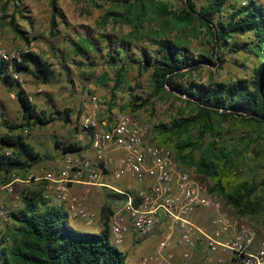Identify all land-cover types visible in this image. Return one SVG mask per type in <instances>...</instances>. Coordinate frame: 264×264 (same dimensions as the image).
Listing matches in <instances>:
<instances>
[{"label":"trees","instance_id":"trees-1","mask_svg":"<svg viewBox=\"0 0 264 264\" xmlns=\"http://www.w3.org/2000/svg\"><path fill=\"white\" fill-rule=\"evenodd\" d=\"M114 1L107 16L132 27L129 39L144 38L147 24L154 19L175 27L199 25L211 39L213 54L194 57L164 31L155 32L149 41L157 51L143 52L140 63L143 68L152 69L153 92L146 99L134 96L138 104L131 112H138L152 97L164 93L185 98L190 111L182 112L169 124L155 126V144L171 148L183 167L194 168L203 179L210 180L212 190L235 216H260L264 211V179L246 177V166L250 165L251 146L264 132V4L260 0H176L181 6L175 10L170 9L171 0ZM51 5L52 33L56 36L60 34L56 31V17L61 13L57 0H51ZM12 25L26 39L14 22ZM246 36L249 37L240 40ZM75 45L79 52L85 50L81 43ZM223 51L248 54L254 60L251 77L216 83L187 79L201 68L199 65L221 60L218 55ZM114 52L112 49L108 56L117 62ZM13 68L16 73L31 75L38 85H49L56 78L54 65L32 50L22 51ZM126 74L124 63L116 71L113 98L125 83ZM0 78L14 92L23 113L20 123L11 122L3 113L0 121L7 130L0 136V178L1 185L7 186L17 172H28L43 159L24 133L33 126H48L58 118L38 112L26 90L13 79L8 64L1 60ZM63 121L69 124L70 118L64 117ZM57 145L64 154L86 150L72 142ZM116 196L125 201L124 195H111ZM112 215L110 206L103 207V230L83 232L69 223L66 210L48 205L43 189L30 190L23 194L21 206L9 213L10 223L5 231L0 227V264H129L124 252L111 242Z\"/></svg>","mask_w":264,"mask_h":264},{"label":"rangeland","instance_id":"rangeland-1","mask_svg":"<svg viewBox=\"0 0 264 264\" xmlns=\"http://www.w3.org/2000/svg\"><path fill=\"white\" fill-rule=\"evenodd\" d=\"M57 4L61 15L56 17V31L60 34L54 36L51 0H0L1 47L10 53L27 50L39 53L54 65L56 71V78L49 85H38L29 74H20L19 79L13 77L29 94L38 112H45L48 117L53 114L58 118L48 126H33L24 133L27 141L43 159L28 172H17L14 179L27 180L31 174L42 175L45 169L52 172L60 170L68 154L65 155L57 143L61 141L79 143L78 139H81L79 136L84 134L87 136L83 123L95 108L99 111V121L113 123L116 118L124 114L136 117L145 129L148 141L154 144L155 126L162 123L169 124L182 112L190 111L185 98L164 93L152 97L148 105L138 112H131L138 104L134 96L146 99L153 92L152 69H145L140 63L143 60V52L154 54L157 51L156 45L149 41V38L156 34L155 32L164 31L168 38L187 47L194 57L200 54H213L211 39L205 36L201 32V27L196 24L175 27L154 19L147 24V35L144 38L129 39L128 36L133 31L132 27L107 16V10L115 4L114 0H57ZM169 6L170 9L176 10L181 6V2L171 0ZM13 22L26 39L16 33ZM153 32L154 34H150ZM248 37H241L240 40ZM77 43H81L84 47L83 52L77 50L75 45ZM112 49L117 56V62L111 61L108 56ZM116 51L120 54L117 55ZM218 57L223 61L214 59L215 64L199 65L201 68L189 74L187 79L199 83H216L251 77L254 60L248 54L223 51ZM133 61L137 62L133 63ZM260 61L262 62L263 59ZM124 63L127 64L126 80L113 98L116 71ZM11 92L2 84L0 78V121L3 113L11 122L20 123L23 121L22 109ZM1 102L5 104L2 105ZM64 117L70 118L69 124L63 121ZM6 131L0 126V136ZM0 152H2L1 147ZM248 157H250V165L246 166V177L261 181L264 179V132L261 138H256L254 141ZM196 175L198 179H203V176L197 173ZM104 176H108L110 181L114 180L110 173ZM46 185L45 181L26 183L17 181L12 184L13 192H9L6 186L1 185L0 178V227L3 231L10 223L9 213L21 206L23 194L30 190L43 189L44 194L48 195L45 196L47 199H52L53 193L56 196L54 191L48 192ZM91 187L94 186H90V189ZM106 191V194L110 193L109 189ZM261 193L264 196V191ZM40 207L44 208L41 203ZM3 212L7 213V219L3 216ZM212 218V212L202 211L198 224L209 228ZM69 220L74 221L71 216ZM243 222L258 231L259 240H264V211L258 217L243 218ZM77 225L80 226L79 229L76 228L77 230L96 233L95 228L86 229L83 225ZM156 232L160 233V237L162 236V229L156 228L148 237L138 238L152 239V235ZM116 247L120 250L123 248V246ZM150 252L152 251L145 253ZM194 253L192 258L186 261L187 264H194ZM196 264H206L205 256L204 259L200 257Z\"/></svg>","mask_w":264,"mask_h":264},{"label":"built area","instance_id":"built-area-1","mask_svg":"<svg viewBox=\"0 0 264 264\" xmlns=\"http://www.w3.org/2000/svg\"><path fill=\"white\" fill-rule=\"evenodd\" d=\"M20 54L0 45V59L14 79L20 75L13 68ZM98 115L95 108L83 123L94 157L68 154L60 170H43L42 175L31 174L25 181H45L48 192L56 193L69 216L87 225L95 224L98 217L87 209L83 197L70 192L71 185L83 184L89 193L90 186H103L108 173L115 180L136 181L137 191L121 192L126 197L123 207L111 216L109 226L114 246H122L131 230L142 239L162 229L154 251L144 254L140 264H177V250L180 259L188 261L203 242L208 249L206 264H264V240H259L258 231L230 211L208 180L198 179L194 168L183 167L171 148L149 142L136 117L124 114L110 123L99 121ZM111 153L121 154L119 166L113 167ZM13 182L6 186L9 192ZM202 211L213 213L209 228L197 222ZM2 214L8 218L6 212Z\"/></svg>","mask_w":264,"mask_h":264},{"label":"crops","instance_id":"crops-1","mask_svg":"<svg viewBox=\"0 0 264 264\" xmlns=\"http://www.w3.org/2000/svg\"><path fill=\"white\" fill-rule=\"evenodd\" d=\"M12 97H15V94L13 92ZM2 105L5 103L1 102ZM2 115V114H1ZM84 133H86L84 131ZM78 142H72L76 143L78 145H81L83 147H86V150L83 151L82 155L86 157H94V152L92 150L90 137L84 134L81 137L79 136ZM83 140V141H81ZM83 142V143H82ZM60 143H63L62 141ZM71 143V142H67ZM66 144V143H64ZM67 155V154H65ZM111 157L114 159L113 167L119 166V159L121 158L120 153H111ZM45 171H48L45 169ZM22 183H26L25 180H20ZM39 184V183H36ZM103 186H94L91 187V192L86 193L85 189L86 187L83 184H73L71 185L70 192L73 195L81 196L84 198L85 205L87 209L93 213H96L98 219L93 225H87L83 221L74 219L73 222L69 223L74 226L75 228L79 229L77 224L85 226L86 229L95 228L94 230L96 233H100L104 228V221L102 218V209L105 206H110V208L113 210V214L118 212L124 204V201L118 199V197H111V195L114 194H121V192H135L140 188V184H138L136 181L124 177L120 180H112L110 181L108 176H104L102 179ZM103 188H106L103 190ZM110 190V193L106 194V190ZM44 191V190H43ZM106 191V192H105ZM48 205L52 207L62 208L66 210L65 204H63L61 201L57 199V197L53 193L52 199H48ZM200 214L197 216V222L199 219ZM111 218V217H110ZM153 236V237H152ZM152 239L147 240H140L138 238V235L133 232L132 230L126 235L125 242L123 243V248L121 249L122 252L127 256V261L129 264H140L141 258L144 255L145 252L148 251H154L160 237V233L156 232L152 235ZM207 244L206 242H203L198 250L195 251V261L194 264H196L199 261V258L201 257L204 259L205 254L207 253ZM146 254V253H145ZM177 264H187L186 261L180 259V250H177Z\"/></svg>","mask_w":264,"mask_h":264}]
</instances>
